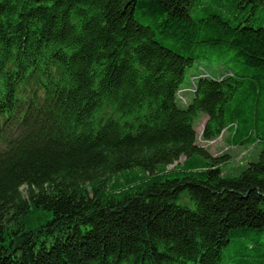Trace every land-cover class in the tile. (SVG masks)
Returning <instances> with one entry per match:
<instances>
[{"label": "trees", "instance_id": "obj_1", "mask_svg": "<svg viewBox=\"0 0 264 264\" xmlns=\"http://www.w3.org/2000/svg\"><path fill=\"white\" fill-rule=\"evenodd\" d=\"M206 59L230 67L180 106ZM202 113L258 159L226 176ZM238 241L264 264V0H0V264H223Z\"/></svg>", "mask_w": 264, "mask_h": 264}, {"label": "rangeland", "instance_id": "obj_2", "mask_svg": "<svg viewBox=\"0 0 264 264\" xmlns=\"http://www.w3.org/2000/svg\"><path fill=\"white\" fill-rule=\"evenodd\" d=\"M229 67V63L215 59L196 61L191 67L186 70L185 78L181 84V89L193 88L194 81L196 82L199 75H201L204 71H206L210 75L219 77L221 73L228 70ZM182 95L186 99V102L178 98V103L180 106H186L193 98L194 92L187 90L182 92ZM206 119L207 116L202 113L196 120L197 141L199 144L209 149L214 156L223 154L229 155V160L221 164L223 173H225L226 176L239 175L249 162L258 159L261 150V144L255 143L245 146H233L227 141V138L229 136L228 130H225L220 136H218L213 141L205 140L202 137V129ZM173 167L174 165H169L168 169H171ZM132 170L129 172L131 178L138 177L139 175L143 174V171L140 167L133 168ZM115 179H120L123 185H125L126 179H124L123 175H118L115 177ZM117 186H121V184H117ZM22 189L25 190L26 186H23ZM178 202L187 205L191 208L195 207V203L190 198L188 193H184L179 198ZM34 223H39V220L34 219ZM27 224L28 227H32L33 225L32 221L30 220L27 221ZM243 247L244 244L241 241H238L237 243H234L233 245L231 244L226 247L224 249L223 264H242V262H240L238 259L243 257V255L239 252L244 250Z\"/></svg>", "mask_w": 264, "mask_h": 264}, {"label": "crops", "instance_id": "obj_3", "mask_svg": "<svg viewBox=\"0 0 264 264\" xmlns=\"http://www.w3.org/2000/svg\"><path fill=\"white\" fill-rule=\"evenodd\" d=\"M207 120V119H206ZM205 124V123H204ZM204 126V125H203ZM227 141L229 142V136H228V138H227ZM209 150V149H208ZM210 151V150H209ZM212 154V153H211ZM182 160H180V162H183L184 160H185V157H182L181 158Z\"/></svg>", "mask_w": 264, "mask_h": 264}]
</instances>
